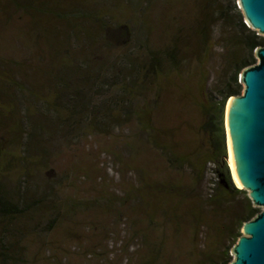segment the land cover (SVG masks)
<instances>
[{
	"label": "trees",
	"instance_id": "16d2710c",
	"mask_svg": "<svg viewBox=\"0 0 264 264\" xmlns=\"http://www.w3.org/2000/svg\"><path fill=\"white\" fill-rule=\"evenodd\" d=\"M189 1L192 15L183 17L175 4L185 0H0V29L15 27L21 41L17 57L0 55V264H30L26 237L86 208L64 202L59 178H44L54 144L110 136L124 125L136 128L129 157L139 155L132 151L138 143L190 177L154 186L143 180L123 194L124 204L140 190L160 195L165 221L148 214L154 239L145 235L138 264L168 262V224L177 242L182 225L191 228L186 264H230L244 223L260 209L234 183L224 117L264 37L248 27L238 0ZM216 41L224 54L213 73L208 61ZM174 92L179 117L191 110L199 117L196 125L185 123L196 132L193 150L178 151L163 139ZM12 167L16 179L8 176Z\"/></svg>",
	"mask_w": 264,
	"mask_h": 264
},
{
	"label": "rangeland",
	"instance_id": "374dc122",
	"mask_svg": "<svg viewBox=\"0 0 264 264\" xmlns=\"http://www.w3.org/2000/svg\"><path fill=\"white\" fill-rule=\"evenodd\" d=\"M185 1L182 6L181 3L175 4L183 8V17L192 15L193 9V3L189 1L187 4ZM20 45L15 27L0 29V55L17 57ZM213 47V56L208 62L214 73L219 68V57L224 54V48L217 41ZM177 96V92L172 93L167 102L169 113L162 122V128L166 130L163 139L176 146L178 151L185 152L194 149L196 134L185 123L196 125L199 117L191 110L188 117L181 119L179 116L183 107L176 103ZM224 125L227 163L232 173L226 122ZM131 131H136L135 126L124 125L110 136L89 135L76 142L54 144L52 158L43 169L44 178H59L62 185L58 191L64 202H82L86 208L71 212L49 232L27 236L24 246L28 250L30 264H138L141 261L145 255V235L148 234L150 239L154 235L147 225L148 214L158 223L165 221L159 208L160 195L155 189H150V192L140 190V197L135 193L136 199L133 196L131 203L124 204L121 203L123 194L139 189L140 182L144 185L143 180L154 186L161 182L176 183V179L189 183L190 177L170 171L158 153L149 148L144 151L138 143H135L137 148L132 151L140 150L139 155L129 157L125 151H129L126 144L132 140ZM41 168L40 165L35 167ZM135 170H139L140 174ZM8 176L16 179L17 168H10ZM202 187V184L198 187V195L203 194ZM168 201L172 202V199ZM185 206L180 210L181 214ZM190 230L188 225H182L178 233L181 238L177 242L174 229L168 224L164 244L169 255L168 262L163 264H186L191 247Z\"/></svg>",
	"mask_w": 264,
	"mask_h": 264
},
{
	"label": "water",
	"instance_id": "95a60500",
	"mask_svg": "<svg viewBox=\"0 0 264 264\" xmlns=\"http://www.w3.org/2000/svg\"><path fill=\"white\" fill-rule=\"evenodd\" d=\"M238 7L248 27L264 37V0H238ZM255 57L240 75L242 94L228 100L226 129L234 182L261 211L244 223L230 264H264V47Z\"/></svg>",
	"mask_w": 264,
	"mask_h": 264
},
{
	"label": "bare ground",
	"instance_id": "6f19581e",
	"mask_svg": "<svg viewBox=\"0 0 264 264\" xmlns=\"http://www.w3.org/2000/svg\"><path fill=\"white\" fill-rule=\"evenodd\" d=\"M228 106H229V103H228V105L226 106V111H225V122H226V127H227V111H228ZM228 147H229V144H228ZM229 158H230V152H229Z\"/></svg>",
	"mask_w": 264,
	"mask_h": 264
}]
</instances>
